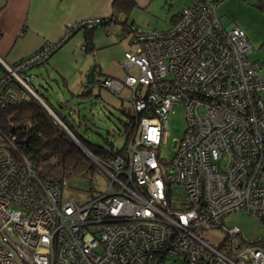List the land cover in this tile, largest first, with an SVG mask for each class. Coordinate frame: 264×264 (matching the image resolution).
Instances as JSON below:
<instances>
[{
  "label": "built area",
  "instance_id": "obj_1",
  "mask_svg": "<svg viewBox=\"0 0 264 264\" xmlns=\"http://www.w3.org/2000/svg\"><path fill=\"white\" fill-rule=\"evenodd\" d=\"M189 1L168 31L125 32L127 74L99 84L115 96L127 89L135 118L121 152L89 155L104 193L64 200L63 187L38 179L15 137L0 135V264H264V251L237 244L240 229L222 223L238 211L264 222L263 65L250 59L240 28L220 24L212 1ZM52 50L48 42L11 66L0 59V108L23 89L54 116L27 74ZM178 105L185 128L164 164L157 151ZM211 230L223 232L218 248L200 235Z\"/></svg>",
  "mask_w": 264,
  "mask_h": 264
},
{
  "label": "crops",
  "instance_id": "obj_2",
  "mask_svg": "<svg viewBox=\"0 0 264 264\" xmlns=\"http://www.w3.org/2000/svg\"><path fill=\"white\" fill-rule=\"evenodd\" d=\"M132 1L135 7L131 16L136 11L147 13L160 9L170 0ZM261 1L221 0L214 5L220 24L224 20L227 24L223 27L234 25L240 28L252 49L258 51V58L254 61H261L264 65V10L258 7ZM111 4L112 0H0V59L11 66L28 58L44 43L60 40L68 27L84 20L109 17L112 14ZM131 22L134 24L133 20ZM123 35L120 24L109 26L107 34L102 29H96L92 36L94 50L89 55L82 53L84 37L83 32L79 31L46 65L37 67V71L44 69L48 72L49 69L50 73L65 80L66 86L69 85L67 79L76 76L73 85L79 88L80 93L87 84L92 60L96 59V73L102 75L105 72L108 78L122 80L126 73L123 74L121 69L115 74L107 73L112 58L121 60L123 56V47L119 44Z\"/></svg>",
  "mask_w": 264,
  "mask_h": 264
},
{
  "label": "rangeland",
  "instance_id": "obj_3",
  "mask_svg": "<svg viewBox=\"0 0 264 264\" xmlns=\"http://www.w3.org/2000/svg\"><path fill=\"white\" fill-rule=\"evenodd\" d=\"M189 3V0H170L168 4L160 9H153L147 13L136 11L132 14L130 20H133L137 26V31L142 34L165 32L173 26L175 19L177 20L182 9L187 7ZM221 24L225 26L227 23L221 20ZM119 44L123 47L124 53L132 50L133 45L129 43L127 37L123 38ZM257 52V50L252 49L250 59L257 60ZM124 53L121 60L112 58L108 64L107 74H115L120 69L123 74L126 73L122 69ZM94 61L92 60L91 66H95ZM39 71H37V68H33L28 72V75L31 77L30 86L32 89L39 96L46 98L53 108L64 107L61 108V111L65 114L69 112L75 121H77L78 116L80 121H83V116H86L89 119L87 125L89 128L91 127L92 131H85L84 127H81L79 133L85 139L105 146H107L106 142L112 143L114 149H121L123 147L126 140L123 123L127 124L129 122L128 116L132 114L127 99V89H124L121 95L115 96L94 83L90 86L91 95L86 99H78L74 95L78 94L80 90L73 85V82L77 78L76 76L73 75L70 79H67L69 85L66 86L63 79L54 73H50L49 69L48 72L44 69ZM135 73L136 68L133 67L130 74ZM50 74H52V77ZM260 75L264 77V65ZM105 78V72L102 75L97 73L96 80L98 82H102ZM123 109L125 113L121 112ZM52 114L54 115L52 117L59 124L61 121L54 113ZM184 128V107L178 105L168 114L163 143L157 151L159 158L164 164L171 162L174 157L173 142L181 139ZM105 190L106 184L99 175L94 176L92 183L88 179L79 178L64 183L63 198L65 200L67 197H75L80 203H84L91 195L96 197L100 193H104ZM222 223L224 226H237L240 229L241 237L235 238L237 244L252 245L264 251V222L247 215L243 211H238L225 216ZM200 235L214 248H218L224 241L222 230L201 231Z\"/></svg>",
  "mask_w": 264,
  "mask_h": 264
},
{
  "label": "trees",
  "instance_id": "obj_4",
  "mask_svg": "<svg viewBox=\"0 0 264 264\" xmlns=\"http://www.w3.org/2000/svg\"><path fill=\"white\" fill-rule=\"evenodd\" d=\"M198 1L205 2L206 0ZM219 1L221 0H212L214 4ZM134 7L135 4L132 0H112V14L109 17L96 19L97 21L90 25L84 24L71 28L69 36H63L60 40L53 43V50L42 65H46L50 58L79 31L83 32L84 37L81 47L82 53L88 54L93 53L94 50L92 36L96 29H102L107 34L109 26L120 24L123 27V33L128 32L132 27H135L131 30L132 32L137 31L136 26L130 20ZM258 7L264 10V0L260 2ZM39 66L31 67V69ZM96 72H98L97 69L95 74H97ZM2 73L3 70L0 67V76L3 75ZM63 81L64 85H66L65 80ZM100 83L95 78V85L100 87ZM88 89H90V86L86 84L80 93L73 95L78 99H86L91 95V89L89 93H86ZM21 90V98L17 103L7 104L0 108V135L4 139L15 137L14 145H18L21 153L31 160L38 179L44 184L63 187L66 181L79 178L88 179L92 183L94 176L98 175L97 168L91 158L79 146L85 149L91 157L98 161H104L113 157L115 152H121L133 133L135 118L130 114L128 116L129 122L127 124L123 123L126 140L121 149H114L112 143L109 142H106L107 146L98 142H91L79 133L82 126L85 131H92L91 127L89 128L87 125L89 119L86 116H83V121H80L79 116V120L75 121L69 112L65 114L61 111V108L64 107L53 108L46 98L35 93L71 133L73 136L71 138L66 130L42 106L39 100L23 89ZM121 112L125 113V110L123 109Z\"/></svg>",
  "mask_w": 264,
  "mask_h": 264
},
{
  "label": "water",
  "instance_id": "obj_5",
  "mask_svg": "<svg viewBox=\"0 0 264 264\" xmlns=\"http://www.w3.org/2000/svg\"><path fill=\"white\" fill-rule=\"evenodd\" d=\"M87 85L88 86H92L95 83V66H92L89 73H88V77H87ZM90 89L86 90V93H89ZM37 99V98H36ZM38 100V99H37ZM42 106L46 109V107L42 104ZM47 110V109H46ZM65 130L66 132L69 134V136L71 138H73V136L70 134V132L63 126V124L60 122L59 123ZM80 149L86 154V155H90L85 149H83L81 146H79ZM175 147V142H173V148Z\"/></svg>",
  "mask_w": 264,
  "mask_h": 264
}]
</instances>
